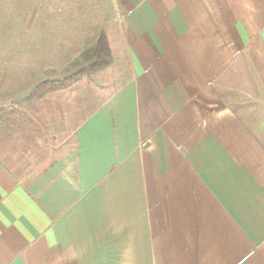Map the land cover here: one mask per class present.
Segmentation results:
<instances>
[{"label": "crops", "instance_id": "obj_1", "mask_svg": "<svg viewBox=\"0 0 264 264\" xmlns=\"http://www.w3.org/2000/svg\"><path fill=\"white\" fill-rule=\"evenodd\" d=\"M106 12L124 79L89 115L55 105L78 126L40 171L0 161V264H264V132L214 88L245 49L264 74V0Z\"/></svg>", "mask_w": 264, "mask_h": 264}, {"label": "rangeland", "instance_id": "obj_2", "mask_svg": "<svg viewBox=\"0 0 264 264\" xmlns=\"http://www.w3.org/2000/svg\"><path fill=\"white\" fill-rule=\"evenodd\" d=\"M107 7L108 0H0V161L23 159L27 174L40 171L72 147L78 126L55 105L77 99L89 115L115 94L124 78L105 50ZM78 73L71 87L42 99L45 108L27 100L38 84ZM214 88L218 107L250 117L264 132V74L251 50L237 52Z\"/></svg>", "mask_w": 264, "mask_h": 264}, {"label": "trees", "instance_id": "obj_3", "mask_svg": "<svg viewBox=\"0 0 264 264\" xmlns=\"http://www.w3.org/2000/svg\"><path fill=\"white\" fill-rule=\"evenodd\" d=\"M103 43L106 46V42L103 41ZM105 50L109 54L108 48H105ZM99 54H100V50L97 49L94 51V57L96 59V64H94L90 69L93 72L98 69V63H100ZM79 77H80V73L74 76H71L70 78L65 79L61 82L46 81V82L40 83L29 93V95L27 96V100L28 101H32V100L41 101L43 98H45L50 93L64 91L68 89L69 87H71L75 82H77Z\"/></svg>", "mask_w": 264, "mask_h": 264}]
</instances>
